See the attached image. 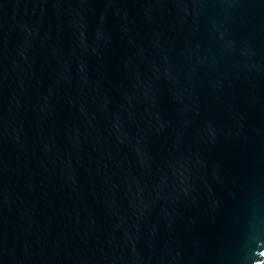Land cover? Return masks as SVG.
Instances as JSON below:
<instances>
[{
  "label": "water",
  "instance_id": "obj_1",
  "mask_svg": "<svg viewBox=\"0 0 264 264\" xmlns=\"http://www.w3.org/2000/svg\"><path fill=\"white\" fill-rule=\"evenodd\" d=\"M0 264H264V0H0Z\"/></svg>",
  "mask_w": 264,
  "mask_h": 264
}]
</instances>
